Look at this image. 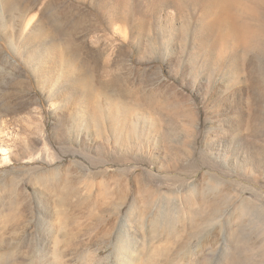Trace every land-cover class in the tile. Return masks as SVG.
<instances>
[{"label":"rangeland","instance_id":"374dc122","mask_svg":"<svg viewBox=\"0 0 264 264\" xmlns=\"http://www.w3.org/2000/svg\"><path fill=\"white\" fill-rule=\"evenodd\" d=\"M17 1L0 264H264V0Z\"/></svg>","mask_w":264,"mask_h":264},{"label":"bare ground","instance_id":"6f19581e","mask_svg":"<svg viewBox=\"0 0 264 264\" xmlns=\"http://www.w3.org/2000/svg\"><path fill=\"white\" fill-rule=\"evenodd\" d=\"M225 2H227L226 0H224ZM229 1V0H228ZM21 3V1H19ZM221 3V2H220ZM229 3V2H227ZM224 4V3H223ZM20 4L18 3L17 0H0V13H3V12H10L11 13V10H18L20 8L19 6ZM24 5V4H23ZM22 5V7H23ZM227 5H230L227 4ZM4 8V9H3ZM24 8V7H23ZM21 10V9H20ZM231 10V9H230ZM26 11V10H25ZM12 14V13H11ZM4 17V16H3ZM11 17V15H9V18ZM7 18V17H6ZM8 19V18H7ZM229 19V18H228ZM1 20V18H0ZM5 20V19H3ZM10 20V19H9ZM218 20V19H217ZM2 21V20H1ZM4 23V22H3ZM5 24V23H4ZM233 25V24H232ZM6 26V25H5ZM9 38V37H8ZM11 38V37H10ZM13 39V38H12ZM11 43H13L11 40H9ZM15 41V40H14ZM19 46V45H18ZM17 50L19 51L20 50V46L19 47H16ZM20 52V51H19ZM53 62L57 63V61L55 59H53ZM80 79H76V81L74 80H69L68 81V78L67 77H64V82H66V84L69 86H77V82H79ZM66 85V87H68ZM80 86V85H79ZM76 89V88H75ZM78 94V93H77ZM80 94H78L79 96ZM97 103V102H96ZM94 105V103H93ZM95 107V106H94ZM97 108V107H96ZM129 113V112H128ZM95 115V114H94ZM99 117V116H98ZM97 119V118H95ZM71 201L68 199V197L65 198V205L66 207L70 206L71 205ZM150 207V204H146V211L150 212L151 209L149 208ZM158 211H156L155 214L151 215V229L153 230V232H157L158 229H160V225L161 223H159V220H158ZM172 212V214H171ZM165 223L163 224L164 225V228H163V231L165 232V234L167 235H172L174 233V231L176 230V223L179 222V224L181 223V218L180 216L178 215H175V213L172 211V210H168V212H166V215H165Z\"/></svg>","mask_w":264,"mask_h":264}]
</instances>
